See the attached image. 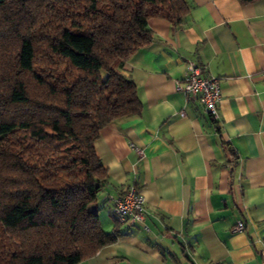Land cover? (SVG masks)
<instances>
[{
  "label": "crops",
  "instance_id": "0c3cea01",
  "mask_svg": "<svg viewBox=\"0 0 264 264\" xmlns=\"http://www.w3.org/2000/svg\"><path fill=\"white\" fill-rule=\"evenodd\" d=\"M188 1L180 28L149 19L152 43L122 70L142 112L95 144L109 173L93 204L103 229L116 224L105 197L131 185L145 226L121 224L117 242L78 264H264V0ZM190 61L219 80L218 126L177 89Z\"/></svg>",
  "mask_w": 264,
  "mask_h": 264
},
{
  "label": "trees",
  "instance_id": "16d2710c",
  "mask_svg": "<svg viewBox=\"0 0 264 264\" xmlns=\"http://www.w3.org/2000/svg\"><path fill=\"white\" fill-rule=\"evenodd\" d=\"M191 7L0 0V264H78L117 242L121 223L105 231L93 208L109 178L95 144L142 112L122 70L152 43L149 19L180 28Z\"/></svg>",
  "mask_w": 264,
  "mask_h": 264
},
{
  "label": "built area",
  "instance_id": "2783aa9c",
  "mask_svg": "<svg viewBox=\"0 0 264 264\" xmlns=\"http://www.w3.org/2000/svg\"><path fill=\"white\" fill-rule=\"evenodd\" d=\"M177 89L188 98L198 101L208 115L218 118V106L222 96L219 80L205 74L203 66L190 61L184 82L178 83ZM136 150L142 153L141 149ZM105 202L111 206L112 214L119 223L145 226V196L136 186H129L119 196L107 195ZM244 228V223L240 221L235 226V231L242 232Z\"/></svg>",
  "mask_w": 264,
  "mask_h": 264
}]
</instances>
